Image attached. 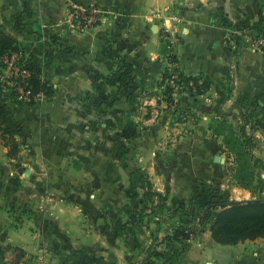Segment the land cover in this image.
I'll return each instance as SVG.
<instances>
[{"label":"crops","instance_id":"1","mask_svg":"<svg viewBox=\"0 0 264 264\" xmlns=\"http://www.w3.org/2000/svg\"><path fill=\"white\" fill-rule=\"evenodd\" d=\"M79 1L105 10L83 31L68 22V0H0V29L52 84L41 104L6 105L14 132L0 136V261L19 246L26 252L19 264H69L58 246L83 250L93 240L82 212L121 198L124 159L114 150L124 124L130 149L150 134L135 130L132 118L142 105L138 95L161 83L169 54L183 74L203 73L213 84L232 78L230 99L257 95L264 102L263 53L242 42L229 52L222 21L249 29L264 0ZM118 71L132 79H103ZM74 199L89 202L82 210ZM202 233L207 237L178 243L169 264H264V235L221 243Z\"/></svg>","mask_w":264,"mask_h":264},{"label":"rangeland","instance_id":"2","mask_svg":"<svg viewBox=\"0 0 264 264\" xmlns=\"http://www.w3.org/2000/svg\"><path fill=\"white\" fill-rule=\"evenodd\" d=\"M69 10L68 2V17ZM228 29L225 41L237 31L242 44L264 55L254 29ZM177 69L182 73L178 66ZM198 75L201 83L205 74ZM160 79L161 83L138 95L142 105L135 109L132 118L139 125L135 130L150 134H140L139 148L130 149L125 144L130 131L124 124L125 138L121 143L118 139L114 150L124 159L121 198H109L97 210L82 212L93 234V240L83 250H73L65 243L58 246L61 258L73 259L69 264H169L179 247L182 249L178 243L185 240L166 238L174 224L196 225L195 234L189 238L207 237L202 232L210 233L208 221L198 223L201 213L195 204L196 195L203 193L204 186L214 190V200L217 195L244 199L264 193V102L260 104L257 95L238 94L230 99L233 82L229 77L220 84L210 80L192 90L183 83L170 86L162 76ZM221 123L236 134L243 130L240 140L252 153L254 169L249 187L237 182L235 155L224 143V136L212 133V128ZM215 155L219 156L218 161H214ZM88 202L89 199H74V204L82 208ZM59 232L60 236L64 233L61 228Z\"/></svg>","mask_w":264,"mask_h":264},{"label":"trees","instance_id":"3","mask_svg":"<svg viewBox=\"0 0 264 264\" xmlns=\"http://www.w3.org/2000/svg\"><path fill=\"white\" fill-rule=\"evenodd\" d=\"M222 21L227 28H242L230 24L226 18H223ZM248 28L254 29L257 35L263 34L264 36V11L261 6L257 18L248 26ZM232 36L235 40V45L234 47H231L230 45L227 46L228 51L235 54L241 47V36L236 32H232ZM167 48L169 49L168 46ZM261 49L264 52V48L262 47ZM8 50H20L25 52L26 48L18 44L0 29V55ZM28 64L32 69L34 86H37L39 83L37 75L40 73L41 69L30 58ZM166 76H168V71L164 70L162 72V78H165ZM181 77L186 81L191 80L195 87L205 86L210 82L207 75L204 76L201 83L198 82L199 75H186L181 73ZM103 79L108 84H121L126 79H129L130 81L132 77L128 76L126 72L118 71L112 75L103 76ZM189 90H192V88L189 87ZM48 92L49 94L52 92V85L48 87ZM7 116L6 105L4 103L0 104V136L2 137L12 136V132H14L11 126L6 125V122H8ZM226 126H228L226 123L218 124L216 127L212 128V133L224 136V143L228 146L230 152H233L235 155L234 161L236 165L234 169L237 182L243 187H249L253 184L254 180V169L251 163L252 153L240 140L243 130L240 134H236L230 127ZM211 191L214 190H210L209 188L206 189L204 186L203 193L196 195L195 204L199 208V213H201L198 223L203 224L208 221V229L214 240L221 243H235L246 238H255L264 235V193L253 198L244 199H229L217 195L214 200V194ZM160 199L163 204V197L160 196ZM195 228H197L196 225L191 226L184 223L174 224L172 226V233H167L166 238L176 241L187 239L192 234H195L193 232V229ZM155 254L161 256V253L157 251H155ZM25 255L26 252L24 249L19 246H14L12 248L10 259L0 261V264H19Z\"/></svg>","mask_w":264,"mask_h":264},{"label":"built area","instance_id":"4","mask_svg":"<svg viewBox=\"0 0 264 264\" xmlns=\"http://www.w3.org/2000/svg\"><path fill=\"white\" fill-rule=\"evenodd\" d=\"M68 2L70 6L68 22L78 31H83L98 24L105 15L104 8L93 1L82 3L79 0H68ZM238 34L240 35V33ZM168 38L169 43L175 41L173 33H170ZM255 39L260 49L262 47L264 48L263 34L257 35ZM226 43L234 47L235 40L233 36L232 39L226 40ZM166 58L168 63V76L164 79H166L167 84L175 86L176 83L180 82L183 83L187 90L189 87L194 89V84L191 80L186 81L182 79L181 72L177 69V63L174 57L169 54ZM28 61V54L20 50H8L0 55V95L5 105L9 101L41 104L49 97L48 87L52 85L51 82L41 70L37 75L39 86H34L32 69Z\"/></svg>","mask_w":264,"mask_h":264},{"label":"water","instance_id":"5","mask_svg":"<svg viewBox=\"0 0 264 264\" xmlns=\"http://www.w3.org/2000/svg\"><path fill=\"white\" fill-rule=\"evenodd\" d=\"M219 160V156L218 155H215L214 156V161H218Z\"/></svg>","mask_w":264,"mask_h":264}]
</instances>
